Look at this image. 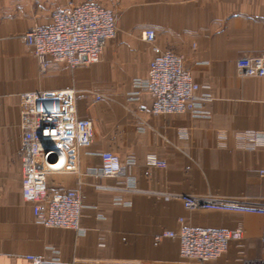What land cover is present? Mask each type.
Masks as SVG:
<instances>
[{"label": "crops", "instance_id": "obj_1", "mask_svg": "<svg viewBox=\"0 0 264 264\" xmlns=\"http://www.w3.org/2000/svg\"><path fill=\"white\" fill-rule=\"evenodd\" d=\"M70 1L0 0V264H31L29 254L73 264H182L179 239L164 235L180 231V218L242 230L206 264L263 257L262 216L189 210L181 195L264 203V76L236 67L240 57L264 52V0H117L118 31L99 62H51L43 72L23 35L51 24ZM73 1L96 2L117 16L114 0ZM145 29L155 31L153 42L140 38ZM155 46L181 54L194 80L209 86L206 115L154 114L149 93L130 97L133 81L148 75ZM70 87L78 117L93 121V141L80 149V171L50 173L48 190L80 189L83 233L40 223L22 195L20 94ZM104 151L135 160V189L100 173ZM150 154L166 166L147 165Z\"/></svg>", "mask_w": 264, "mask_h": 264}, {"label": "built area", "instance_id": "obj_2", "mask_svg": "<svg viewBox=\"0 0 264 264\" xmlns=\"http://www.w3.org/2000/svg\"><path fill=\"white\" fill-rule=\"evenodd\" d=\"M117 29V16L96 2L70 1L52 13L49 25L34 24L23 35L33 50L41 71L46 72L51 62L66 63L71 68L89 66L100 61L107 41ZM144 40L153 42V29L141 32ZM148 75L133 81L131 98L146 91L153 99L154 114L191 113L206 115L203 103L210 100L209 86L194 80L184 66L183 56L171 49L155 46ZM240 75L264 76V52L240 57L236 62ZM100 98V97H98ZM77 92L73 87L27 91L20 94L22 195L32 203L36 219L46 226L73 229L83 233L81 224L84 203L80 189L50 194L48 175L54 172H79V152L92 144L94 124L81 119L76 110ZM100 173L106 177L122 179L123 188L135 189L132 169L135 160L122 161L113 151L101 153ZM150 167H165L166 163L155 154L147 157ZM263 174V172H262ZM81 183V181H80ZM184 207L189 210L207 209L263 217L262 243L264 246V203L250 199L218 198L182 194ZM117 203L122 198H115ZM178 233L166 231L164 235L180 241L182 264H206L221 256L233 238L242 235L241 229L227 230L200 228L184 224ZM31 264H73L57 255L51 258L29 254ZM192 260V261H188ZM245 264H264V256Z\"/></svg>", "mask_w": 264, "mask_h": 264}, {"label": "rangeland", "instance_id": "obj_3", "mask_svg": "<svg viewBox=\"0 0 264 264\" xmlns=\"http://www.w3.org/2000/svg\"><path fill=\"white\" fill-rule=\"evenodd\" d=\"M101 3H105V2H101ZM111 4H109V6H110ZM112 7H114L115 9H116V12H117V29H116V32H115V34H114V36L113 37H115L116 36V34H117V31H118V27H119V22H120V17H119V5H118V1L117 0H114L113 1V6ZM143 30H141L140 31V33H139V36H140V38L142 39V40H144L143 38H142V36H141V32H142ZM112 37V38H113ZM112 38H110V39H112Z\"/></svg>", "mask_w": 264, "mask_h": 264}]
</instances>
